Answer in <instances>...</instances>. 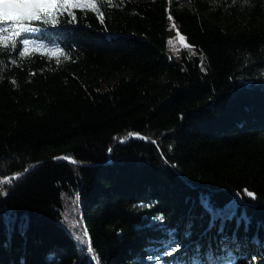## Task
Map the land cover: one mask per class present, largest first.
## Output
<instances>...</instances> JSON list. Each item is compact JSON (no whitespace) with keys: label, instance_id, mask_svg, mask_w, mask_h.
Segmentation results:
<instances>
[{"label":"trees","instance_id":"16d2710c","mask_svg":"<svg viewBox=\"0 0 264 264\" xmlns=\"http://www.w3.org/2000/svg\"><path fill=\"white\" fill-rule=\"evenodd\" d=\"M99 10L0 46V264L264 263V0Z\"/></svg>","mask_w":264,"mask_h":264},{"label":"snow or ice","instance_id":"6c2138e0","mask_svg":"<svg viewBox=\"0 0 264 264\" xmlns=\"http://www.w3.org/2000/svg\"><path fill=\"white\" fill-rule=\"evenodd\" d=\"M245 2H247V0H245ZM109 3L110 0H99V2H97V0H0V46L4 49H8L10 45L11 50L14 51L19 39L22 49L19 51L18 55L24 57L29 53L30 45L37 50L46 47L45 45L28 38V34H33L39 31L37 27L33 26V21L56 25L59 23V16L67 13L71 17V20L68 22L71 23L75 21V13L72 11L73 9H80L82 11L87 9L97 13L98 18L101 23H103V13L100 12L99 9L101 7H107ZM233 3H235V0H233ZM168 19L171 20L172 17L169 15ZM171 27L175 28V23H173ZM177 36L181 44L185 47H189L185 44V37L180 35L178 30ZM169 43H172V41H169ZM61 54H63L62 50ZM66 59H70V57L66 56ZM12 62L16 63L15 60ZM57 63H59V60H57ZM201 66H203V58H201ZM134 135L137 134L128 133L121 142H124V140ZM57 159H69V157H57ZM71 162L76 163L74 160ZM25 171H27V169ZM19 176L20 174L17 173L13 177L0 179V194L6 195V192H4L2 188L3 184L11 183L12 180L18 179ZM244 191L248 197L255 199V194L253 192L247 191L246 189ZM153 219L163 222L164 218L163 216H156ZM83 235H87L86 230H84ZM178 248V243L174 242L171 246V250L166 251L165 255H172L174 252L178 251ZM87 251L92 253L90 242ZM92 258L95 259L94 256Z\"/></svg>","mask_w":264,"mask_h":264},{"label":"water","instance_id":"95a60500","mask_svg":"<svg viewBox=\"0 0 264 264\" xmlns=\"http://www.w3.org/2000/svg\"><path fill=\"white\" fill-rule=\"evenodd\" d=\"M134 137H135V136H134ZM129 139H130V137H129L127 140H124V142H122V143H126ZM139 139L142 140V141H145V142H146V141L153 142L152 140H150V139H148V138H146V137H140ZM63 161L71 162V160H69V159H63ZM39 165H40V163L32 164L31 166H29V167L27 168V171H24V172L20 173L19 178H18V179H14V181H19V180H21L22 178L28 176V175L31 174L34 170H36V169L38 168ZM12 181H13V180H12ZM232 193L235 194V199H237L238 201H241V199L239 198V194H237L236 192H232Z\"/></svg>","mask_w":264,"mask_h":264},{"label":"bare ground","instance_id":"6f19581e","mask_svg":"<svg viewBox=\"0 0 264 264\" xmlns=\"http://www.w3.org/2000/svg\"><path fill=\"white\" fill-rule=\"evenodd\" d=\"M231 195H232L233 199H235V194L232 193ZM239 198H240V197H239ZM235 200H236V199H235ZM212 260H215V258L210 259L211 262H212ZM221 261H222V259H219V262H221ZM221 264H228V263H221ZM262 264H264V263H262Z\"/></svg>","mask_w":264,"mask_h":264}]
</instances>
